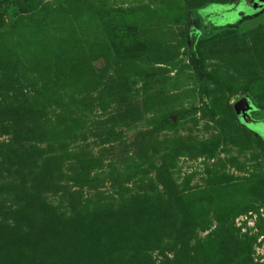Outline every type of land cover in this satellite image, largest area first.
<instances>
[{"label":"rangeland","instance_id":"obj_1","mask_svg":"<svg viewBox=\"0 0 264 264\" xmlns=\"http://www.w3.org/2000/svg\"><path fill=\"white\" fill-rule=\"evenodd\" d=\"M237 2L0 0V264H264V5Z\"/></svg>","mask_w":264,"mask_h":264},{"label":"water","instance_id":"obj_2","mask_svg":"<svg viewBox=\"0 0 264 264\" xmlns=\"http://www.w3.org/2000/svg\"><path fill=\"white\" fill-rule=\"evenodd\" d=\"M227 5L233 6L234 4L229 3ZM237 5H239L240 8L253 10L255 8H261L264 5V0H239V2H237ZM251 109L252 105L247 96L241 97L234 103L235 113L241 119L242 123L249 126L256 125L259 123L258 120H255L250 116L249 112L251 111Z\"/></svg>","mask_w":264,"mask_h":264},{"label":"trees","instance_id":"obj_3","mask_svg":"<svg viewBox=\"0 0 264 264\" xmlns=\"http://www.w3.org/2000/svg\"><path fill=\"white\" fill-rule=\"evenodd\" d=\"M223 7V10H225V9H228V10H226L225 12H223V15H225L226 13L227 14H232L233 12L235 13V12H237V10L239 9V6H236V8H231L232 7V5H222ZM224 6H225V8H224ZM237 15V14H236ZM232 16V15H231ZM195 38H193V44H194V50H193V55H194V57L195 58H199V53H198V50H197V48L195 47ZM239 118V117H238ZM239 120L241 121V119L239 118ZM259 121V120H258ZM242 122V121H241ZM259 123H261V121H259ZM244 124V123H243ZM246 125V124H245ZM247 126H249V125H247ZM249 127H251V126H249Z\"/></svg>","mask_w":264,"mask_h":264}]
</instances>
